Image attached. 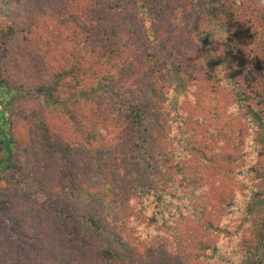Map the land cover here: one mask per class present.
<instances>
[{"label":"rangeland","instance_id":"1","mask_svg":"<svg viewBox=\"0 0 264 264\" xmlns=\"http://www.w3.org/2000/svg\"><path fill=\"white\" fill-rule=\"evenodd\" d=\"M113 2L124 8L121 21L126 31L124 65L99 63L104 74L100 79L66 74L52 94L38 86L43 81L53 82L51 78L62 70V65L54 62L60 55V47L51 46L56 38L53 32L48 35L53 39L51 43H47L45 35L43 42L38 41L37 48H33L24 42L30 33L23 28H18L16 37H9V26L0 14V80L13 87L3 101L4 111L0 97V129L5 125L14 138L9 155L0 130V158L10 156L12 163L0 165V264H44L45 255L40 253L48 251L43 242L46 236L63 237L55 211L57 206L49 194L53 191L48 189L57 183L58 167L56 163L46 167L43 157L52 154V144L79 146L84 150L87 132L93 130L99 104L107 95L112 94L115 99L112 105L107 102L102 109L113 108L115 102L116 117L123 123L132 101L142 98L147 102L150 94L156 93L154 99L158 104L154 108L150 104L146 115L159 116L157 130L161 142L173 160L181 161L184 156L177 149L178 140L173 139L174 134H180L179 126L187 130L186 136L198 138L197 150L199 147L206 156L192 148L194 170L203 177L205 186H219L213 193L218 198L221 193L235 191L234 203L225 206L233 211L227 215L232 222L225 224H232L230 235L237 237V230L244 223V241L253 243L248 264H264L262 243L254 235L255 226L249 219L264 216V176L253 169L264 165V0ZM25 6L28 8L26 2ZM2 7L5 6L0 4ZM215 8L216 14L212 13ZM153 31L157 37L150 34ZM61 41L58 39L56 45ZM151 46L164 60L161 71L165 76L164 87L150 92L145 87H150L151 79H144L141 69L146 64L139 57L143 64L137 66L135 60L137 54L144 56ZM213 48L220 53L216 54ZM40 54L42 63L35 58ZM15 60L31 71L17 69ZM232 63L237 70L231 67ZM232 78L239 80L241 88L259 94L258 100L251 99L258 111L257 118L247 111V106L239 105L237 93H233L229 83ZM128 88L132 89L128 91ZM5 122L10 125L6 126ZM120 126L110 135L116 157L120 156L119 146L125 140L123 128H128L126 123ZM94 141L91 139V144ZM215 162H219L216 164L220 168L215 169ZM66 179H60V189L66 186ZM257 183L262 192L259 196L254 194ZM200 189L196 190L198 194L202 193ZM247 206L249 209L245 211ZM168 242L167 249L174 260L185 256ZM57 246L61 256L70 251L63 249L60 242Z\"/></svg>","mask_w":264,"mask_h":264},{"label":"trees","instance_id":"2","mask_svg":"<svg viewBox=\"0 0 264 264\" xmlns=\"http://www.w3.org/2000/svg\"><path fill=\"white\" fill-rule=\"evenodd\" d=\"M113 1L26 0V8L21 0H0V4L5 6L0 8V14L9 26V37H16L18 28H23L30 33L24 42L33 48H37L38 41L43 42L45 35L47 43H51L50 32L56 37L51 46L60 47V55L54 58V62L62 65V72L51 78V83L40 82L42 84L38 88L52 94L62 84L66 74L100 79L104 74L99 63L118 67L124 65L126 49L123 33L126 31L121 24L124 8ZM212 13H218L216 8ZM150 34L157 37L154 31ZM58 39L62 41L56 45ZM214 50L218 54L219 50ZM139 57L146 64L141 68L144 79H151L150 87L145 88L151 92L164 87L165 74L161 71L164 60L157 50L151 46L144 56L137 54V66L143 64ZM35 58L37 62L44 61L41 54L35 55ZM14 62L18 64L17 69L30 70L22 62ZM35 65L38 66V63ZM231 67L237 70L235 63ZM244 77L248 79V73ZM148 83L145 85L149 86ZM229 83L233 93H237L239 105L247 106V111L257 118L258 111L253 108L251 99L258 100L256 96L259 94L241 88L236 78ZM12 89L7 81L0 80L3 111L5 96ZM131 89L128 88V91ZM157 95L150 94L148 101L150 99L151 102L142 98L132 101L123 123L116 117L118 108L115 102L113 108L102 109L107 102L112 105L115 99L112 94L107 95L99 104L93 130L87 132L88 142L84 150L79 146L69 148V145L57 147L52 144V154L43 156L46 167L50 163H56L58 167L57 183L48 189L53 191L49 194L52 195V203L57 206L55 211L59 226L63 228V237L58 235L54 239L49 235L43 241L48 250L40 253L45 255L44 264H188L187 260L192 261L191 264H248L252 258L250 247L253 243L251 240L244 241L242 230L246 226L241 223L235 237L230 235L229 226L232 224H225L232 222L227 215L233 211L225 206L234 203L235 191L221 193L218 198L217 193H213L219 186H205L203 177L192 166V148L197 150L198 138L186 136L187 130L181 125L180 134H174L173 139L178 140L177 149L184 158L173 160L157 130L159 116L146 115L150 104L152 108L157 106L154 99ZM124 123L128 128H123L125 140L119 146L120 156L116 157L110 135ZM2 127L0 130L10 155L14 138L5 130V125ZM161 133L165 135V132ZM91 139L95 140L93 144ZM197 151L206 156L199 147ZM54 155L56 157L49 162ZM216 163L219 162H215V169L220 168V164ZM1 164L12 165L10 156L0 158ZM253 169L264 176V165ZM61 178H67L63 189H60ZM254 187V194L261 195L258 183ZM199 188L202 193L198 194L196 190ZM213 200L216 203L212 206ZM248 209L247 206L245 211ZM249 219L255 226L254 235H258L264 250V216ZM168 241L185 256L174 260L167 249ZM59 242L63 249L70 250L63 256L57 246Z\"/></svg>","mask_w":264,"mask_h":264}]
</instances>
